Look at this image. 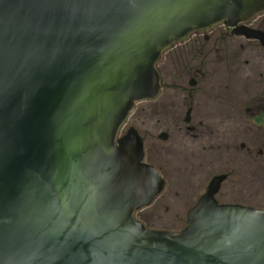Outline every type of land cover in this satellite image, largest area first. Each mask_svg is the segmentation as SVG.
<instances>
[{
	"label": "water",
	"instance_id": "obj_1",
	"mask_svg": "<svg viewBox=\"0 0 264 264\" xmlns=\"http://www.w3.org/2000/svg\"><path fill=\"white\" fill-rule=\"evenodd\" d=\"M262 11L264 0H0V264H264V210L218 204L224 176L178 233L136 221L164 181L134 129L116 139L158 94L166 48Z\"/></svg>",
	"mask_w": 264,
	"mask_h": 264
},
{
	"label": "flooded vegetation",
	"instance_id": "obj_2",
	"mask_svg": "<svg viewBox=\"0 0 264 264\" xmlns=\"http://www.w3.org/2000/svg\"><path fill=\"white\" fill-rule=\"evenodd\" d=\"M243 31L264 35V11L172 43L155 67L158 94L136 102L117 132L116 139L137 132L143 163L164 181L150 205L133 213L149 230L181 231L188 212L220 176L215 201L251 207L246 184L256 180L245 177V167L258 173L264 165V44Z\"/></svg>",
	"mask_w": 264,
	"mask_h": 264
},
{
	"label": "rangeland",
	"instance_id": "obj_3",
	"mask_svg": "<svg viewBox=\"0 0 264 264\" xmlns=\"http://www.w3.org/2000/svg\"><path fill=\"white\" fill-rule=\"evenodd\" d=\"M145 103H137L135 105V112L134 114L141 109ZM133 117V116H132ZM133 118H131L127 124H130ZM140 124H138L136 127H139ZM264 153V149H262ZM256 169L248 164H246L245 167V177L247 179H253V176L255 175V183H249L246 184L247 191V198L245 199L246 205H250L252 208L257 210H264V165L262 167V170L257 173L255 171Z\"/></svg>",
	"mask_w": 264,
	"mask_h": 264
}]
</instances>
